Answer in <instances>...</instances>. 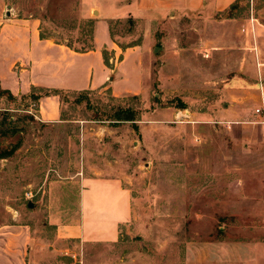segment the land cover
I'll return each instance as SVG.
<instances>
[{"label": "rangeland", "instance_id": "obj_1", "mask_svg": "<svg viewBox=\"0 0 264 264\" xmlns=\"http://www.w3.org/2000/svg\"><path fill=\"white\" fill-rule=\"evenodd\" d=\"M86 7L88 0H0V16L37 20L39 34L79 48ZM250 17L264 25V0L112 22L120 49L141 47L142 73L138 51L120 54L111 62L125 75L112 82L115 96L108 87L66 91L54 122L37 118L28 94H0V226H27L55 264H264V126L254 114L264 75L253 73L243 33ZM92 42L109 67L107 30ZM94 60L62 65L70 61L82 87ZM126 107L137 121L107 120ZM91 176L120 180L130 221L117 242L80 249L56 241L54 230L74 223L81 179Z\"/></svg>", "mask_w": 264, "mask_h": 264}, {"label": "crops", "instance_id": "obj_2", "mask_svg": "<svg viewBox=\"0 0 264 264\" xmlns=\"http://www.w3.org/2000/svg\"><path fill=\"white\" fill-rule=\"evenodd\" d=\"M236 1L88 0L86 8L89 11L88 19L94 21L93 41L101 30L106 29L109 34V23L125 18L133 20L152 16L164 20L167 16L178 12L209 15L229 11ZM7 15L0 16V87H2L0 90L8 92L14 99L29 94L32 89L65 92L90 91L104 87H108L114 97L115 93L111 90V85H114L112 82L119 76L125 78L120 64H116L114 68V62L111 63L120 54L123 56L125 53L138 51L140 60L139 62L136 60L135 68L139 65L142 73L143 54L137 44L120 49L109 35L110 46L103 49L108 53L109 67H107L102 62V58L100 60V54L93 49L76 53L63 44L55 43L50 39H40L37 20L7 18ZM244 29L243 33L253 44L249 49L254 53L253 73L258 79L259 76L264 75V25L258 24L256 19L250 17V19L246 18ZM89 56H93L95 60L87 68L90 70L88 83L85 79L83 86L78 87L77 72L70 69V61L66 65L62 63L72 58ZM11 57L14 58L9 60ZM6 75H11L9 81ZM257 88L255 108H259L261 102L264 105V79L261 85L257 84ZM260 93L263 101L260 100ZM58 104L57 96L40 98L35 104L37 118L42 122H54L58 119ZM129 221L130 195L122 187L120 180L116 177H85L80 182L75 221L71 224L58 225L54 230V239L72 241L80 249L86 245L113 244L120 237V229ZM49 247L48 244L44 245L39 237L34 236L27 226H0V264H55L49 260L52 255ZM56 264H62V261Z\"/></svg>", "mask_w": 264, "mask_h": 264}, {"label": "trees", "instance_id": "obj_3", "mask_svg": "<svg viewBox=\"0 0 264 264\" xmlns=\"http://www.w3.org/2000/svg\"><path fill=\"white\" fill-rule=\"evenodd\" d=\"M93 24H94V21L92 19L86 18L85 20H83V26L86 29L85 30V38L82 40H80V39L77 40L78 43L81 45L79 48H74L70 44H63V45L66 46L67 48H69L70 50L76 52V53H84V52L92 50V47H93V43H92ZM110 24L111 23L108 24V30H109L110 38L113 40V35L111 33ZM39 37H40V39H48L47 37L43 36L42 34H39ZM105 56H106L105 51H102V57H103L104 61H106ZM35 90L36 89H32L31 90L32 92L30 91V93L27 96H25V97L30 98L32 100V102H34V104H36L40 98L45 97V96H49V95L57 96L59 98V100H61V94L66 92V91L65 92H63V91H41V89H37L39 92H38V94H35L34 93ZM87 92L88 91H82L80 93L86 94ZM77 93H79V92H77ZM0 94L6 95L7 98L10 100L14 99L6 91L0 90ZM80 100L81 99H77L76 103H80ZM107 120H112L114 122H121V121H123V122H134V121H137L136 112L130 108H127V107L126 108H118L117 110H115L113 112L112 116ZM3 156H4V154H1V152H0V159H2Z\"/></svg>", "mask_w": 264, "mask_h": 264}, {"label": "built area", "instance_id": "obj_4", "mask_svg": "<svg viewBox=\"0 0 264 264\" xmlns=\"http://www.w3.org/2000/svg\"><path fill=\"white\" fill-rule=\"evenodd\" d=\"M251 21H252V19H251ZM205 57H206V56H205ZM260 100L263 101V96H262L261 93H260ZM263 112H264V105H263V102H261V103H260V107H259V108H256V109L254 110V114H255L256 116H258L259 119H260L256 124H258V125H260V126H264ZM262 133H263V135H264V131H263Z\"/></svg>", "mask_w": 264, "mask_h": 264}, {"label": "water", "instance_id": "obj_5", "mask_svg": "<svg viewBox=\"0 0 264 264\" xmlns=\"http://www.w3.org/2000/svg\"><path fill=\"white\" fill-rule=\"evenodd\" d=\"M28 207H30V206H28Z\"/></svg>", "mask_w": 264, "mask_h": 264}]
</instances>
